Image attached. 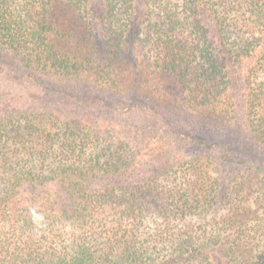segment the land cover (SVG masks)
I'll return each mask as SVG.
<instances>
[{"label":"trees","instance_id":"1","mask_svg":"<svg viewBox=\"0 0 264 264\" xmlns=\"http://www.w3.org/2000/svg\"><path fill=\"white\" fill-rule=\"evenodd\" d=\"M0 53V264H264V0H0Z\"/></svg>","mask_w":264,"mask_h":264},{"label":"rangeland","instance_id":"2","mask_svg":"<svg viewBox=\"0 0 264 264\" xmlns=\"http://www.w3.org/2000/svg\"><path fill=\"white\" fill-rule=\"evenodd\" d=\"M10 69H11V66H5L4 65L3 56H2V53H0V93L3 94V99L9 98L11 96L10 94H11L12 90H18L19 88H17V87L22 84L20 81H16L15 78H11V77L6 76V74L8 73V71ZM10 75H12L13 77L19 76L18 74L13 75L12 72L10 73ZM18 82H20L19 85H18ZM25 87H26V84H25ZM53 98H57V96H55ZM112 98H113L112 99L113 101L119 99L117 102H119L121 104V107H125L128 100H131V99H128L127 97H123V96H121V97L115 96ZM49 108H54L55 110H61L60 106L58 108H57V106L56 107L54 106L53 101H52V104L49 105Z\"/></svg>","mask_w":264,"mask_h":264},{"label":"clouds","instance_id":"3","mask_svg":"<svg viewBox=\"0 0 264 264\" xmlns=\"http://www.w3.org/2000/svg\"><path fill=\"white\" fill-rule=\"evenodd\" d=\"M33 221L38 225L42 224L44 221L43 215L37 213L34 209L32 210Z\"/></svg>","mask_w":264,"mask_h":264}]
</instances>
